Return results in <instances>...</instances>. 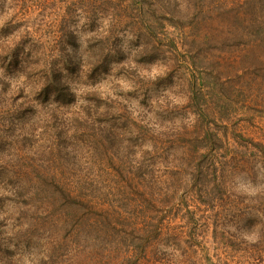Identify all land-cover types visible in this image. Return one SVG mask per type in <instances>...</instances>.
Returning <instances> with one entry per match:
<instances>
[{"label":"rangeland","instance_id":"1","mask_svg":"<svg viewBox=\"0 0 264 264\" xmlns=\"http://www.w3.org/2000/svg\"><path fill=\"white\" fill-rule=\"evenodd\" d=\"M0 241L264 264V0H0Z\"/></svg>","mask_w":264,"mask_h":264},{"label":"trees","instance_id":"2","mask_svg":"<svg viewBox=\"0 0 264 264\" xmlns=\"http://www.w3.org/2000/svg\"><path fill=\"white\" fill-rule=\"evenodd\" d=\"M17 5L18 4H15V6H13L14 10L17 9ZM10 28L14 30L13 33L18 31L17 28L16 29L14 27H10ZM6 37L8 36L4 35L3 37L4 42L7 44L5 45L6 46L5 48L7 49V51H9V54L12 57L13 62L19 63L20 59L17 53V49H18L17 46L19 43L16 40L17 38H15V35L12 36V38H6ZM150 153L151 151H146L147 155H150ZM140 166H141V163L139 164V166H137L138 171L140 168H142V166L141 167ZM156 201L157 200H155V202ZM110 207L115 210L117 209V207L114 204H110L109 208ZM107 210L108 208L102 209V212L107 213ZM102 218L103 220H105L104 217ZM90 229L93 232L101 231V229H99L98 226L95 225V223L90 225ZM158 229L155 230L156 233L158 232ZM44 244H45L46 249H49L51 246L52 248H54L57 242H55V240H52V241L47 240V242H44ZM78 245H80V242L77 243V246ZM21 248L22 246L18 244H13V246H10L8 243H4L0 241V264H37L33 260L31 262L27 261L28 259L18 252V250H21ZM77 250L80 251L81 258L77 257L73 259L72 264H118V261H119V260H115L116 257H113L108 253L102 254V253L97 252V248L95 244H91L89 246V250L84 251L83 253L81 251V248L77 247ZM131 251H135V250L132 249Z\"/></svg>","mask_w":264,"mask_h":264}]
</instances>
